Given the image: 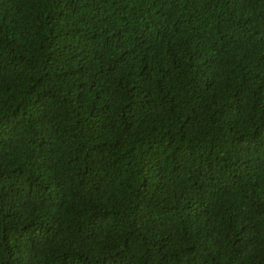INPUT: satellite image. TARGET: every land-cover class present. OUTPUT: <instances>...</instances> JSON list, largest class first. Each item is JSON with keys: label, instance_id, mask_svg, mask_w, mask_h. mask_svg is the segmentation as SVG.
Returning a JSON list of instances; mask_svg holds the SVG:
<instances>
[{"label": "trees", "instance_id": "trees-1", "mask_svg": "<svg viewBox=\"0 0 264 264\" xmlns=\"http://www.w3.org/2000/svg\"><path fill=\"white\" fill-rule=\"evenodd\" d=\"M0 264H264V0H0Z\"/></svg>", "mask_w": 264, "mask_h": 264}]
</instances>
